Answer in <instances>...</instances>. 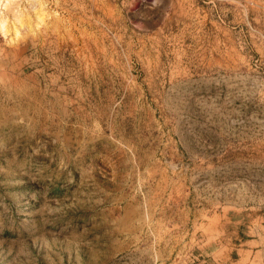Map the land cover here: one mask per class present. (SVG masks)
<instances>
[{
  "label": "rangeland",
  "instance_id": "1",
  "mask_svg": "<svg viewBox=\"0 0 264 264\" xmlns=\"http://www.w3.org/2000/svg\"><path fill=\"white\" fill-rule=\"evenodd\" d=\"M0 0V264H264V0Z\"/></svg>",
  "mask_w": 264,
  "mask_h": 264
},
{
  "label": "clouds",
  "instance_id": "2",
  "mask_svg": "<svg viewBox=\"0 0 264 264\" xmlns=\"http://www.w3.org/2000/svg\"><path fill=\"white\" fill-rule=\"evenodd\" d=\"M163 4V0H152V9L154 10L155 8L161 7Z\"/></svg>",
  "mask_w": 264,
  "mask_h": 264
}]
</instances>
